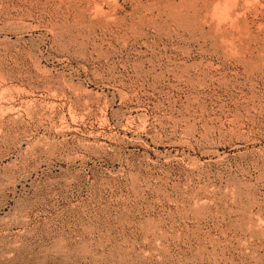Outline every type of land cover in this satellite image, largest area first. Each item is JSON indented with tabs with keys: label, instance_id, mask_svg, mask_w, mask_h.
<instances>
[{
	"label": "rangeland",
	"instance_id": "rangeland-1",
	"mask_svg": "<svg viewBox=\"0 0 264 264\" xmlns=\"http://www.w3.org/2000/svg\"><path fill=\"white\" fill-rule=\"evenodd\" d=\"M0 264H264V0H0Z\"/></svg>",
	"mask_w": 264,
	"mask_h": 264
},
{
	"label": "bare ground",
	"instance_id": "bare-ground-1",
	"mask_svg": "<svg viewBox=\"0 0 264 264\" xmlns=\"http://www.w3.org/2000/svg\"><path fill=\"white\" fill-rule=\"evenodd\" d=\"M228 15V14H227Z\"/></svg>",
	"mask_w": 264,
	"mask_h": 264
}]
</instances>
